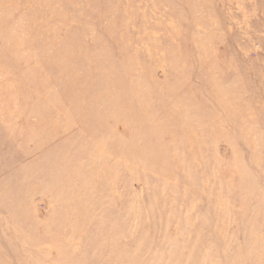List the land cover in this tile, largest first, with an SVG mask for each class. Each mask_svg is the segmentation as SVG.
<instances>
[{
    "label": "rangeland",
    "instance_id": "obj_1",
    "mask_svg": "<svg viewBox=\"0 0 264 264\" xmlns=\"http://www.w3.org/2000/svg\"><path fill=\"white\" fill-rule=\"evenodd\" d=\"M0 264H264V0H0Z\"/></svg>",
    "mask_w": 264,
    "mask_h": 264
}]
</instances>
